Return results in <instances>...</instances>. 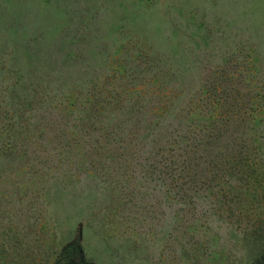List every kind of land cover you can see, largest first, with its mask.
Wrapping results in <instances>:
<instances>
[{"label":"rangeland","instance_id":"1","mask_svg":"<svg viewBox=\"0 0 264 264\" xmlns=\"http://www.w3.org/2000/svg\"><path fill=\"white\" fill-rule=\"evenodd\" d=\"M0 4L16 6L25 28L42 30L47 42L53 39L54 49L65 40L60 57L68 41L81 37L74 53H82L89 66L120 46L129 57L151 47L170 51L174 68L188 66L186 79L199 87L228 58L226 77L245 81L238 95L255 99L254 105L249 101L237 115H228L244 124L229 128L220 138L225 145L212 140L213 155L224 146L226 168L216 174L218 164L211 162L207 177L196 176L194 189L172 192L169 202L159 183L148 186L139 173L116 176L109 168L117 164L109 161L86 164L76 157L37 162L35 169L44 174L16 202L7 184L17 179L0 176V264H54L79 228L85 254L95 264H249L264 248V121L256 130L249 125L256 100L264 96V0ZM246 81L253 85L247 87ZM251 135L257 141L251 142ZM20 185L30 188L26 179Z\"/></svg>","mask_w":264,"mask_h":264},{"label":"trees","instance_id":"2","mask_svg":"<svg viewBox=\"0 0 264 264\" xmlns=\"http://www.w3.org/2000/svg\"><path fill=\"white\" fill-rule=\"evenodd\" d=\"M15 7L0 6V176L17 179L7 184L15 202L22 191L37 187L44 173L35 167L41 161H109L117 164L109 168L116 176L139 173L148 186L159 183L167 201L172 192L194 189L195 177H207L211 162L218 164L216 174L226 168L224 146L213 155L212 140L225 145L220 138L229 128L244 124L228 115L249 101L255 104L254 98L239 96L245 81L226 77L228 58L199 87L186 79L188 66L174 68L170 51L151 47L129 57L120 46L89 66L82 53H74L81 37L68 41L60 57L65 40L54 49L53 39L47 42L42 30L25 28ZM252 85L246 81L247 87ZM256 101L258 108L249 116L253 130L264 121V96ZM251 136V142L257 141ZM25 179L30 188L20 185ZM82 242L79 228L54 264H95ZM249 264H264V248Z\"/></svg>","mask_w":264,"mask_h":264}]
</instances>
